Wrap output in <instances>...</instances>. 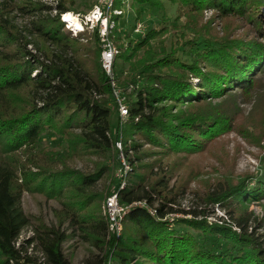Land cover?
Listing matches in <instances>:
<instances>
[{"label": "trees", "instance_id": "trees-1", "mask_svg": "<svg viewBox=\"0 0 264 264\" xmlns=\"http://www.w3.org/2000/svg\"><path fill=\"white\" fill-rule=\"evenodd\" d=\"M126 1L113 7L123 12ZM129 1L136 19L143 9L162 17L135 43L131 33L117 39L118 80L120 62L141 77L122 82L135 86L121 128L100 56L89 68L77 45L82 33L72 35L62 19L82 5L0 0V264H72L64 244L77 235L97 250L85 264H264V211L249 210L264 200V173L237 177L243 146L231 155L226 137L235 132L264 148V0ZM182 17L175 38L166 24ZM45 135L57 147L42 146ZM121 137L132 141L131 170L117 238L101 204L120 189ZM204 153L218 162L211 172L196 162ZM189 192L204 206L178 208ZM26 193L57 201L56 222L27 213ZM217 205L225 217L213 218ZM26 229L32 235L23 238Z\"/></svg>", "mask_w": 264, "mask_h": 264}, {"label": "rangeland", "instance_id": "rangeland-1", "mask_svg": "<svg viewBox=\"0 0 264 264\" xmlns=\"http://www.w3.org/2000/svg\"><path fill=\"white\" fill-rule=\"evenodd\" d=\"M77 5H82L80 7V12H70L74 15H76L80 21V24L82 26L81 29H76L75 26L70 22H65V28L70 30L72 35H77L78 33H82V38L78 42L77 45L80 46V55L83 59V61L86 63V65L89 68H93V65L96 64V62L99 61V56L101 60V49H102V42H103V31L105 30V24L106 20H100V21H92L88 20V16H91L94 13V10L96 9L97 5H100V0H76ZM115 2V0H114ZM94 3V5L91 7V9H86L85 5ZM114 4V3H113ZM136 7L132 6L131 2L129 0L126 1V4L123 8V12L120 9L114 8L113 5L107 8H104L105 15L108 17V39L114 43V45L118 48L119 53L122 51L120 48V44L123 43L122 40H117L120 35L126 36L128 33H131V38L134 40V43L136 40H138L140 37H143L147 30L151 27V25L159 26L158 24V17H162V14L157 12H152L149 9H143L142 15L139 19H136ZM143 7V6H142ZM120 15L117 19H115V16ZM168 15L170 16V20L172 21L175 17V8L168 6ZM211 12H208L206 14V17H210ZM63 19V16H62ZM27 20V19H26ZM26 20L19 18V23L23 24L26 22ZM185 17H182L179 21L171 22L169 24H166L171 28V32L174 34V37L176 34L180 33L184 30L183 23L185 22ZM168 21V22H169ZM140 26V30H137ZM78 27V26H77ZM99 29V43H97L94 34L96 33V29ZM177 38V37H175ZM167 46L169 47V41ZM100 48V51L98 50ZM157 51L161 50L162 48L159 47V45H156ZM144 52H141L139 54L143 55ZM119 55V54H118ZM142 57V56H141ZM140 58V57H139ZM138 58V59H139ZM137 57L134 58V63L137 60ZM132 62L130 63H121L120 62V69L121 67H124V73L121 75V81L124 82L126 79H131L135 77L138 81H141V77L136 70L132 68ZM102 65V64H101ZM115 75L117 78V83L120 86L121 90L123 91V95L127 97L132 93V89L134 88V83H129L127 85H124L122 82L118 80V74L115 71ZM197 79H194L193 82L197 83ZM245 111L248 113L252 107V103H247L242 105ZM118 112V122L120 123L121 128L124 127L127 124L128 118L122 121V118ZM231 139L230 143L228 144V149L230 150V154L232 155L234 153V150L236 148L237 143H240L243 147L241 148L240 153L238 154V159L236 163V167L234 169L235 175L237 177L243 176V175H249V180L252 181L253 178L262 176L264 173V148H261L260 146H254L247 143L244 138L237 135L235 132L230 133L228 136H226ZM122 141V147H123V155L126 159L125 154V146L131 145L132 141L131 139L125 140V138H120ZM117 141V140H116ZM115 141V143H116ZM127 142V144H126ZM58 139H55L54 137L50 135H45L42 139V146L47 147H57ZM264 144V141H263ZM117 153H119L118 150H116ZM130 154H133V151H129ZM119 157L121 159V155L119 154ZM122 162V160H121ZM196 162L201 166V170H205L207 172H211V163L218 164L217 161H215L214 158L210 157L208 153H204L202 155L196 156ZM221 168H224L220 166ZM118 169V168H117ZM117 169H116V175H117ZM129 174V172H128ZM128 174L126 175V178L128 179ZM118 177V175H117ZM198 187V183L193 184V188L196 189ZM105 203L106 200L101 204V212L105 215ZM200 200L198 199L197 195H195L193 192H189L184 198L181 199V204L177 206L178 208L182 209H190V208H197L199 206ZM200 205H203L201 203ZM59 204L57 201L53 199H48L45 195H39V194H31L26 193L23 198V207L27 213L33 214L35 216H39L43 218L47 223L53 224L56 222V218L54 216V209L58 207ZM249 210H253L259 217H262L263 211H264V200L262 202H252L250 203ZM215 214L213 215V218L217 217H223L225 215L224 210H222L218 205L215 206ZM178 216L182 214H177ZM225 217V216H224ZM260 233H264V228L259 230ZM123 233V228H122ZM32 235L31 229H26L22 235L23 238H27ZM122 235V234H121ZM65 253L68 255V257L71 259L72 264H85L84 260L89 257L91 251H97L95 248H93L90 244L84 242L81 240V238L77 235L71 238L69 241H67L64 244ZM36 256H38V252L35 253Z\"/></svg>", "mask_w": 264, "mask_h": 264}, {"label": "built area", "instance_id": "built-area-1", "mask_svg": "<svg viewBox=\"0 0 264 264\" xmlns=\"http://www.w3.org/2000/svg\"><path fill=\"white\" fill-rule=\"evenodd\" d=\"M114 0H100V5L96 6L94 13L91 16H88V20L92 21H100L106 20L105 30L103 31L102 35L103 42H102V52H101V64L103 69L106 73L110 76L111 87L113 91L114 98L116 100L119 114L122 118V121L126 120L129 116V107L127 102V97L123 95V91L121 90L120 86L118 85V81L114 71V63L119 54L118 48L108 39V17L105 15L104 8L112 6ZM140 26L137 30H140ZM116 150L119 151L121 155V166L117 169V175L120 181V189L115 192L114 194L110 195L106 199L105 203V216L108 220L109 224V231L117 238L121 237L122 228H123V221L128 213V207L121 204L119 201V194L122 189H124L127 185V178L126 175L128 174L129 170H131L130 164L127 162L123 155V147L121 139H118L115 143ZM151 212H154L151 210ZM13 264L15 262L12 261Z\"/></svg>", "mask_w": 264, "mask_h": 264}, {"label": "bare ground", "instance_id": "bare-ground-1", "mask_svg": "<svg viewBox=\"0 0 264 264\" xmlns=\"http://www.w3.org/2000/svg\"><path fill=\"white\" fill-rule=\"evenodd\" d=\"M63 19H64V21H66V22H70V23H72V24L75 26L76 29H81V28H82V26H81V24H80V21H79L78 17H77L76 15L70 13V12H69V13H65V14L63 15ZM77 26H78V27H77Z\"/></svg>", "mask_w": 264, "mask_h": 264}]
</instances>
